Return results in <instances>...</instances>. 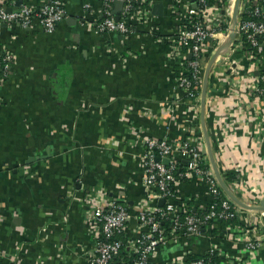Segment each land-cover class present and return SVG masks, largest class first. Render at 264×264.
<instances>
[{
    "label": "crops",
    "instance_id": "0c3cea01",
    "mask_svg": "<svg viewBox=\"0 0 264 264\" xmlns=\"http://www.w3.org/2000/svg\"><path fill=\"white\" fill-rule=\"evenodd\" d=\"M22 1L0 0V6L36 7L46 0ZM55 1L67 18L53 33L39 22L28 29L0 25V51L14 58L0 87V251L13 264H86L93 237L84 197L107 194L138 206L145 197L143 140L181 139L201 124V108L192 109L176 88L169 45L144 34L95 33L83 20L102 18V0ZM122 10L116 0L112 13ZM158 22L170 24L165 15ZM236 57L220 58L212 70L206 123L223 179L234 177L228 186L238 181L257 193L264 189L262 106L240 91L250 74L232 76L223 64ZM221 141L230 145L223 157L217 155ZM179 191L196 207L208 203L202 187L186 184ZM214 236L186 246L195 255L213 245L238 251L223 235ZM182 246L164 248L155 263L183 254ZM6 258L0 264H8Z\"/></svg>",
    "mask_w": 264,
    "mask_h": 264
},
{
    "label": "built area",
    "instance_id": "2783aa9c",
    "mask_svg": "<svg viewBox=\"0 0 264 264\" xmlns=\"http://www.w3.org/2000/svg\"><path fill=\"white\" fill-rule=\"evenodd\" d=\"M115 1L102 0V18L94 23L84 19L83 23L93 26L97 34L123 38L144 34L169 45L176 88L184 93V101L192 109L201 107L204 73L210 57L234 31L228 54L217 60L241 56L223 64L232 76L250 74V84L243 83L240 91L254 95V100L262 106L259 113L264 122V0H241L236 26L233 22L236 0H121L123 10L118 20L112 13ZM156 4L164 5V15L170 22L166 27L158 22L160 17L153 16ZM66 18L64 5L55 0H46L36 7L23 5L13 12L0 6V25L16 24L28 29L39 22L47 33H53ZM13 62L10 52L0 51V67L4 71L0 87L10 76ZM166 109L172 111V105ZM205 148L199 123L192 125L181 139L146 138L140 156L145 197L138 206L130 207L123 197L88 193L84 201L91 206L89 231L93 246L86 264H118L120 254L121 264H264V212L247 210L224 192L204 154ZM229 148V144L221 141L217 155L223 157ZM230 158L226 159L229 168ZM236 166L239 171L240 166ZM240 173L241 181L245 182V177L248 180L246 170ZM186 184L204 188L208 203L196 207L194 200L184 199L179 188ZM229 187L248 206H259L264 200V189L255 193L238 181ZM161 201H164L162 205ZM214 230L238 251L213 245L203 254L195 255L186 246L202 237L212 240ZM177 245H183V254L168 262L155 263L164 248ZM2 257L6 258L0 251ZM6 259L8 264H13L8 254Z\"/></svg>",
    "mask_w": 264,
    "mask_h": 264
},
{
    "label": "water",
    "instance_id": "95a60500",
    "mask_svg": "<svg viewBox=\"0 0 264 264\" xmlns=\"http://www.w3.org/2000/svg\"><path fill=\"white\" fill-rule=\"evenodd\" d=\"M240 3H241V0H236L235 7H234V17H233L234 26H236V24H237L238 13H239V9H240ZM22 4H23V1L20 0L19 5H22ZM19 8H20V6L17 7L16 9L8 8V11L13 12L14 10H18ZM152 13H153V16H155V17H160V18L164 17V5L163 4H156L152 9ZM119 17H120V15H117L116 19L118 20ZM234 38H235V32L232 31L228 40L226 41V43L224 45H222L215 52V54L212 56V58L210 59L209 63L207 64V67L205 69L204 80H203V85H202V90H201V107H200L201 108V114H200V116H201V128H202V132H203L205 142H206V148L204 150V154L208 156V158L210 160V164H211L213 171L215 173V176H216L217 180L219 181L222 189L235 203H237L239 206H241L247 210H250V211H263L264 212V200L260 203L259 206L251 207V206H248L247 204H244L231 191L230 187L228 186V184L223 179L221 172L218 168L216 158H215V155L213 152L211 139H210L209 132L207 129L206 100H207V95H208V85H209L210 76H211L212 70H213V68L217 62V59L221 55H227L228 54V50H229L230 45H231ZM165 163L168 164V161H165ZM163 203H164V201H161L160 205H162ZM204 236H205V234H204Z\"/></svg>",
    "mask_w": 264,
    "mask_h": 264
},
{
    "label": "trees",
    "instance_id": "16d2710c",
    "mask_svg": "<svg viewBox=\"0 0 264 264\" xmlns=\"http://www.w3.org/2000/svg\"><path fill=\"white\" fill-rule=\"evenodd\" d=\"M2 77H4V71H3V67H0V78H2ZM224 178H225V181H226L227 184H230L234 180V177L230 173H227L224 176ZM223 225H225L224 222H222V226ZM213 233H214V235H217L218 234V231L217 230H214ZM125 254H126V252L122 254V257ZM117 263L118 264H121V254H120L119 258L117 259Z\"/></svg>",
    "mask_w": 264,
    "mask_h": 264
}]
</instances>
